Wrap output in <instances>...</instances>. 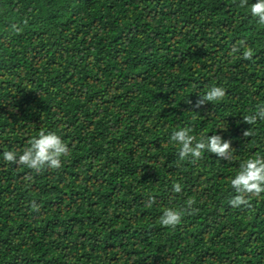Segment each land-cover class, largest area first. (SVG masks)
I'll use <instances>...</instances> for the list:
<instances>
[{
  "label": "trees",
  "instance_id": "16d2710c",
  "mask_svg": "<svg viewBox=\"0 0 264 264\" xmlns=\"http://www.w3.org/2000/svg\"><path fill=\"white\" fill-rule=\"evenodd\" d=\"M255 2L0 0V264H264V193L228 203L241 163L264 156V120L243 121L264 105ZM213 86L226 96L193 108ZM183 127L230 140L232 159L180 160ZM41 130L70 149L60 169L4 161Z\"/></svg>",
  "mask_w": 264,
  "mask_h": 264
},
{
  "label": "clouds",
  "instance_id": "9594fccd",
  "mask_svg": "<svg viewBox=\"0 0 264 264\" xmlns=\"http://www.w3.org/2000/svg\"><path fill=\"white\" fill-rule=\"evenodd\" d=\"M248 0H240V7H245ZM250 13L253 17L258 18V23L264 25V0H256L250 6ZM243 47L242 56L244 60H251L253 57V50L247 47L244 41H240L238 45L232 47V53L240 52ZM227 92L224 87L213 86L206 94L199 96V99L193 105L195 109H201L206 103L212 101L222 100ZM188 103H191L188 101ZM196 113V112H194ZM264 120V105L258 106L255 114L246 115L243 121L248 125H254L257 120ZM221 130H226V123L219 127ZM193 131L190 127H183L177 131L172 132L170 140L178 143L181 147L178 152L180 160H185L191 157V162L203 158L205 152L215 154L217 157L224 160L232 159V152L235 150L231 146V141L223 139L221 135L213 134L211 136H201L199 140L190 133ZM253 134L251 129L243 132L244 137H249ZM28 147L23 150V153L17 157L15 151H4V161L23 165L27 168L40 173L44 169L57 170L62 167L61 157L70 155L68 145L61 139V137L54 131L41 130L37 138L29 141ZM31 179V177H27ZM232 188L236 195L229 199L228 203L233 208L241 206L250 207L249 197L259 196L264 193V156L257 154L254 157L246 159L241 163L238 172L230 181ZM173 191L175 193L181 192V184L173 183ZM155 203L153 198H149L148 207ZM196 201L189 198L186 201L185 209L165 208L163 214L159 218V222L165 227H175L181 222L184 211L190 209ZM30 206L34 211H39V206L35 201L30 202Z\"/></svg>",
  "mask_w": 264,
  "mask_h": 264
}]
</instances>
